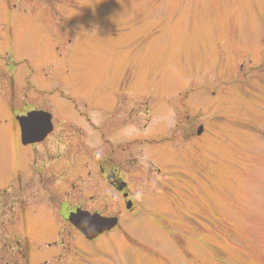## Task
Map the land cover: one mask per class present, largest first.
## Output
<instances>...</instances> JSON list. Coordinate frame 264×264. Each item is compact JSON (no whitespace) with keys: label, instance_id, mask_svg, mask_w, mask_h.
<instances>
[{"label":"rangeland","instance_id":"1","mask_svg":"<svg viewBox=\"0 0 264 264\" xmlns=\"http://www.w3.org/2000/svg\"><path fill=\"white\" fill-rule=\"evenodd\" d=\"M248 66L256 68L244 75ZM29 79L46 91H28ZM184 93L196 122L189 133L201 123L205 133L183 142L180 126L153 156L162 174L154 163L131 166L121 173L125 195L100 187L101 201L86 204L126 214L133 200L140 211L120 228L88 241L68 220L78 193H98L87 163L75 190L32 176L16 199L8 195L7 166L20 149L5 96L26 109L35 96L58 127L83 107L102 123L103 110L120 103L123 113L125 98L135 99V108H151L148 122L128 112L117 124L124 138L145 139L171 132ZM142 146L158 148L133 144ZM38 150L46 156L43 143ZM0 184V264H264V0H0ZM21 201L33 210L16 227Z\"/></svg>","mask_w":264,"mask_h":264},{"label":"flooded vegetation","instance_id":"2","mask_svg":"<svg viewBox=\"0 0 264 264\" xmlns=\"http://www.w3.org/2000/svg\"><path fill=\"white\" fill-rule=\"evenodd\" d=\"M10 85L9 87L15 88L17 79L14 76V73H10ZM26 89L28 91L34 92L36 95V85L32 83L31 80L24 81ZM45 91V90H44ZM34 99L31 100L28 104H30L31 108L25 107L23 102L19 101V98L16 94H10L8 99L11 105V113L12 116H18L20 114H24L27 111L34 109L35 105V96ZM69 99L76 104V101ZM130 103H126L127 105H131L128 108V111H124L120 113L122 107H119L117 111L116 108H110L108 110H104L106 112L104 122L100 123L97 117H92L88 113L86 107H83V110L80 112L79 115L82 116L81 118L78 116H71L70 121L65 124L61 125L60 127L57 126V123L54 122V127L52 131L47 135V137L41 142L43 143V148H45L46 156L39 152L38 150V143H32L28 145L24 151V156L22 160H20V156L18 155L17 161L14 162L13 160L8 164V174H13V183L12 185H7L8 187V195L13 196V199H16L22 189H26L27 185L29 184L28 179L32 177L36 179L46 180L48 185H53L56 182H63V188H70V190H75L77 188V184L73 183L71 180H78L83 179V167H85V163H87L88 167L90 168V164H93L94 171H88V176L92 177L91 181L95 192L100 191V187L106 190H118V191H126L128 188L126 186V182L123 179L122 172L127 171L133 165H142V168H145L147 162H149V157L144 155V149L142 147L136 150L133 148L132 140L129 137L124 138L125 133L127 131L118 128V122L125 121V115L129 113V115H146L144 112H139L132 107V101L125 99ZM120 106V103H118ZM26 110V111H25ZM173 111L176 114V123L175 127L171 132V135H165L156 143L157 145H167L176 139V133L180 129V122L184 125L183 137L185 139H191L192 135L189 132H193L191 126L189 125L190 115L187 113V109L184 110L185 114L180 113V105L176 104L173 107ZM78 112V106H77ZM147 112V111H146ZM124 116L121 119V116ZM181 116L186 118L185 120H181ZM77 119V121L74 120ZM84 121V124L80 123L79 121ZM15 121V120H14ZM53 121L55 119L53 118ZM88 125V128L85 125ZM13 131L18 138V147H19V134H20V126L19 123L16 121L13 124ZM185 131L187 134H185ZM117 132H119L117 136ZM89 134V139L85 140L86 135ZM123 137L124 139L119 138V136ZM77 141V146L74 145V141ZM142 140H140L139 144H142ZM60 147L61 150H56V148ZM76 152L74 149H76ZM20 149V147H19ZM160 152V148L157 150V153ZM55 153V154H53ZM13 155V154H12ZM52 162H48V161ZM69 163H74V168H77V171L67 170L69 168ZM61 168L60 171H57V166ZM93 169V168H92ZM160 170V168H158ZM147 171V170H146ZM7 174V175H8ZM6 175V176H7ZM73 176V177H72ZM72 177V178H70ZM55 182V183H56ZM20 183L23 185V188H20ZM1 185V184H0ZM82 189V187H79ZM66 195L64 197L66 200H70L71 192L65 191ZM69 192V194H67ZM60 191L56 193L59 195ZM1 193L0 195H2ZM99 192L97 195H90L87 196L88 200L86 199L85 195L81 192L77 195H81L83 197H78L77 202L75 203L76 206L83 207L84 209H88L86 206L87 203L91 202H100L101 199L98 197ZM4 198V195H3ZM64 202V201H63ZM64 204V203H62ZM96 205V204H95ZM103 211L108 210V204L98 205L92 210Z\"/></svg>","mask_w":264,"mask_h":264},{"label":"water","instance_id":"3","mask_svg":"<svg viewBox=\"0 0 264 264\" xmlns=\"http://www.w3.org/2000/svg\"><path fill=\"white\" fill-rule=\"evenodd\" d=\"M82 219L85 220V222L81 223L77 219H75L74 221L80 224V225L77 224L79 229H81V231L90 238L95 237L104 228L103 226L106 225L105 223H102V220L96 218L95 216L84 215Z\"/></svg>","mask_w":264,"mask_h":264}]
</instances>
